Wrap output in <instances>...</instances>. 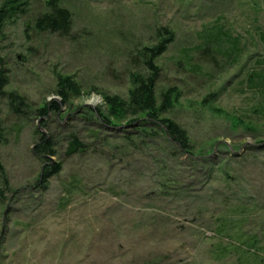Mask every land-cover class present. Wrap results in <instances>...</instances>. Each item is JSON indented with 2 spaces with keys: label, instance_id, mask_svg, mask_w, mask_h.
I'll return each mask as SVG.
<instances>
[{
  "label": "rangeland",
  "instance_id": "374dc122",
  "mask_svg": "<svg viewBox=\"0 0 264 264\" xmlns=\"http://www.w3.org/2000/svg\"><path fill=\"white\" fill-rule=\"evenodd\" d=\"M44 1L33 0L31 17ZM65 3L72 37L27 32V17L0 34L5 90L27 104L16 114L0 95L9 183L0 182V264H247L256 255L225 251L237 239L219 235L239 216L264 259V0ZM164 28L174 40L156 60L159 104L175 92L162 117L188 132L203 161L181 154L159 129L139 137L129 119L107 127L89 110L106 112L107 95L129 97L130 54L156 44ZM219 32L222 48L211 52ZM58 76L77 86L66 104ZM53 101L61 113L37 115ZM40 133L54 138L51 160L63 165L46 183L39 180L48 161L35 152ZM73 135L87 147L70 156Z\"/></svg>",
  "mask_w": 264,
  "mask_h": 264
},
{
  "label": "trees",
  "instance_id": "16d2710c",
  "mask_svg": "<svg viewBox=\"0 0 264 264\" xmlns=\"http://www.w3.org/2000/svg\"><path fill=\"white\" fill-rule=\"evenodd\" d=\"M33 0H0V34L4 33L6 26L13 21L21 18H28L29 23L26 25L25 30L36 32L37 34H54L62 38L72 37L73 34V12L66 6L65 0H46L43 2L42 11H39L36 15L31 17ZM216 34L212 36L215 45L213 50H210L209 45L213 43L212 40H207L203 44V49L209 52H219L222 48L223 35ZM174 40V34L167 28L161 30L159 33L158 42L152 46L145 47L141 51H136L130 54L129 59L135 63L136 71L132 75V89L130 90L129 97L124 99L117 95H107L105 97L106 112L102 110V107L89 108L92 117L96 119L100 124L104 126H111L113 124L112 118L119 121L128 120V127H133L138 130L139 137L143 135H155L158 129L165 135V142L171 146H174L181 154L185 155L190 160L203 161L202 158H197V154L192 150L191 141L188 132L181 127L178 123L170 118H163L162 115L168 110L171 105L172 96L174 90H170L166 94H163V102L159 104L157 96V83L161 75V68L156 64V60L168 49L169 44ZM0 58V62H1ZM2 63V62H1ZM264 75V72H263ZM264 78V76H263ZM59 89L58 95L62 99V103L66 104L70 95L78 93L77 86L74 81L69 77L58 76ZM8 84V78L6 71L3 67L0 70V95L6 96L9 101V106L12 112L16 114L24 113L27 107L26 99L20 96L17 92L7 93L5 87ZM174 97V95H173ZM62 105L56 101L46 103V105L40 108L37 112L38 116L46 119L50 113H61ZM134 126H131L133 125ZM129 134V133H128ZM127 135V134H126ZM5 128H3V122L0 119V143L5 141ZM129 143H133V140L129 134L125 138ZM264 144V143H263ZM86 144L78 137L74 136L68 142L67 152L72 156L75 154H82L86 151ZM38 157L48 161L42 169V175L39 182L46 183L59 174L62 171V163H53L51 156L55 155L54 150V138L40 133L38 143L35 149ZM0 182L3 186H8V179L5 168L0 161ZM4 188L0 186V194ZM240 210H238L239 212ZM237 212V213H238ZM242 216L233 219L231 226L223 223L219 230V235L223 236L225 230L226 233L233 232L234 237L237 240H230V246L225 248H235L240 251L242 255L251 253L255 256V259L247 264H264V259L258 258L259 244L258 238L253 235H248L240 229ZM228 235V234H227ZM225 253V252H224ZM253 256V258H254Z\"/></svg>",
  "mask_w": 264,
  "mask_h": 264
},
{
  "label": "water",
  "instance_id": "95a60500",
  "mask_svg": "<svg viewBox=\"0 0 264 264\" xmlns=\"http://www.w3.org/2000/svg\"><path fill=\"white\" fill-rule=\"evenodd\" d=\"M134 125V124H133Z\"/></svg>",
  "mask_w": 264,
  "mask_h": 264
}]
</instances>
